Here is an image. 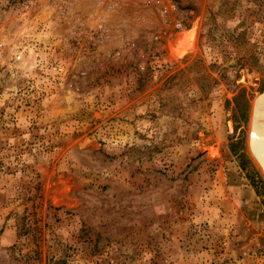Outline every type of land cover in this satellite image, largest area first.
I'll use <instances>...</instances> for the list:
<instances>
[{"label":"rangeland","instance_id":"rangeland-1","mask_svg":"<svg viewBox=\"0 0 264 264\" xmlns=\"http://www.w3.org/2000/svg\"><path fill=\"white\" fill-rule=\"evenodd\" d=\"M261 97L264 0H0V264H264Z\"/></svg>","mask_w":264,"mask_h":264},{"label":"bare ground","instance_id":"bare-ground-1","mask_svg":"<svg viewBox=\"0 0 264 264\" xmlns=\"http://www.w3.org/2000/svg\"><path fill=\"white\" fill-rule=\"evenodd\" d=\"M250 148L253 157L264 173V97L258 99L252 109Z\"/></svg>","mask_w":264,"mask_h":264},{"label":"built area","instance_id":"built-area-1","mask_svg":"<svg viewBox=\"0 0 264 264\" xmlns=\"http://www.w3.org/2000/svg\"><path fill=\"white\" fill-rule=\"evenodd\" d=\"M145 3H151L154 0H143Z\"/></svg>","mask_w":264,"mask_h":264}]
</instances>
